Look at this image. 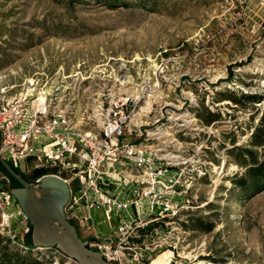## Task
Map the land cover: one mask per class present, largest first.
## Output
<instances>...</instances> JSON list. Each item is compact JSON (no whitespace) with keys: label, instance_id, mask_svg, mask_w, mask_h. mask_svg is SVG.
Wrapping results in <instances>:
<instances>
[{"label":"rangeland","instance_id":"374dc122","mask_svg":"<svg viewBox=\"0 0 264 264\" xmlns=\"http://www.w3.org/2000/svg\"><path fill=\"white\" fill-rule=\"evenodd\" d=\"M24 90L53 97L76 119L144 94V135L133 141L172 159L176 193L163 216L144 199L139 218L130 206L125 235L115 215L108 226L93 210L97 242L129 258L123 264H264V187L242 192L233 182L246 170L237 153L262 159L249 141L264 109V0H0V98ZM36 163L24 160L31 171ZM14 186L0 165V188ZM21 214L10 227L31 244ZM31 254L77 264L54 248Z\"/></svg>","mask_w":264,"mask_h":264},{"label":"built area","instance_id":"2783aa9c","mask_svg":"<svg viewBox=\"0 0 264 264\" xmlns=\"http://www.w3.org/2000/svg\"><path fill=\"white\" fill-rule=\"evenodd\" d=\"M48 97L24 90L8 99L0 98V155L25 174L32 171L24 160L32 156L37 161L34 169L44 172L40 176L54 174L65 180L70 195L64 211L79 237L91 234L94 239H83L89 248L102 252L110 263L123 264L129 258L97 242L93 210L102 213L98 223L107 222L108 226L111 215H115L118 231L125 235L132 215L139 218L140 200L147 201L150 215L157 212V216H163L171 211L176 193L177 180L168 171L174 165L172 159L162 157L159 147L147 149L133 141V137L144 135L145 122L137 110L144 94L121 95L109 101L105 113L81 115L80 119ZM109 185H114V193L107 188ZM126 188L128 197L120 199ZM11 197L9 190L0 188V228L10 244L26 249L29 244L10 227L7 208ZM130 206L136 207L132 215L128 212Z\"/></svg>","mask_w":264,"mask_h":264},{"label":"water","instance_id":"95a60500","mask_svg":"<svg viewBox=\"0 0 264 264\" xmlns=\"http://www.w3.org/2000/svg\"><path fill=\"white\" fill-rule=\"evenodd\" d=\"M0 164L16 180L10 195L31 226V244L37 248H54L77 264H111L102 252L91 249L81 239L64 211L70 195L68 183L47 174L36 182L26 180L1 155Z\"/></svg>","mask_w":264,"mask_h":264},{"label":"trees","instance_id":"16d2710c","mask_svg":"<svg viewBox=\"0 0 264 264\" xmlns=\"http://www.w3.org/2000/svg\"><path fill=\"white\" fill-rule=\"evenodd\" d=\"M241 99H246L247 101L251 102H259L262 99V95L256 93H242L240 96V100ZM232 100H234V102L239 101L236 98H232ZM210 114L213 115L212 113ZM208 119L209 120L207 121V123H209L211 120H214H210V118ZM249 145L256 149L261 148L262 159H258L256 152L248 148H244L241 151L239 150L240 152L237 153V155L240 157L239 161L241 162V164L244 163L246 170L240 176H236L233 179V182L242 190V192L253 188L264 187V109H262L261 114L259 116L258 125L254 127L252 133L250 134ZM9 164L11 165V163ZM19 173L26 180L33 182L44 172L41 169H34L30 174H25L22 171H20ZM13 180L16 182L14 178ZM5 240H7V238H5ZM3 241L4 239H2L0 235V264H45L44 262L37 259L35 256H32L31 252L35 249H39L33 248L32 244H29L28 247L24 249L18 245L10 244L8 240L5 241L6 243ZM8 245H12L13 248L9 249Z\"/></svg>","mask_w":264,"mask_h":264},{"label":"crops","instance_id":"0c3cea01","mask_svg":"<svg viewBox=\"0 0 264 264\" xmlns=\"http://www.w3.org/2000/svg\"><path fill=\"white\" fill-rule=\"evenodd\" d=\"M127 188L124 189V192H123V195H121L119 198L120 199H125L128 197V193H127ZM114 193V190L112 191ZM7 211L10 213L11 217H14L15 215H18V217L20 216V211L19 209L17 208V206L11 204L8 208H7ZM22 215V214H21ZM23 215L21 216V219H20V223L23 225ZM97 224V223H96Z\"/></svg>","mask_w":264,"mask_h":264},{"label":"bare ground","instance_id":"6f19581e","mask_svg":"<svg viewBox=\"0 0 264 264\" xmlns=\"http://www.w3.org/2000/svg\"><path fill=\"white\" fill-rule=\"evenodd\" d=\"M39 97H40L41 99H43L42 96H39ZM165 253H166V252H163V255H164ZM161 256H162V255H161ZM168 256H170V254H169ZM168 256H166L167 259H168ZM164 257H165V256H164ZM167 259H166V260H162L161 258H160V259H159V258H158V259L156 258L155 261H159V262H167V261L169 260V259H168V260H167Z\"/></svg>","mask_w":264,"mask_h":264},{"label":"flooded vegetation","instance_id":"af4514ba","mask_svg":"<svg viewBox=\"0 0 264 264\" xmlns=\"http://www.w3.org/2000/svg\"><path fill=\"white\" fill-rule=\"evenodd\" d=\"M76 228V227H75ZM77 230V229H76Z\"/></svg>","mask_w":264,"mask_h":264}]
</instances>
